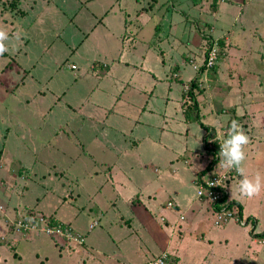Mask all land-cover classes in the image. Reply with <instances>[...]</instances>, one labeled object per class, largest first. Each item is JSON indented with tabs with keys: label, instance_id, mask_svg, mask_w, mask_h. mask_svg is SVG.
<instances>
[{
	"label": "rangeland",
	"instance_id": "374dc122",
	"mask_svg": "<svg viewBox=\"0 0 264 264\" xmlns=\"http://www.w3.org/2000/svg\"><path fill=\"white\" fill-rule=\"evenodd\" d=\"M174 2L177 0H0V30H5L9 36V40L5 41L9 50L0 55V206L4 212L0 213V264H135L134 254L140 247L146 252L144 256L156 254L161 244L153 234H147L140 227L144 225L151 232L155 222L161 224L159 211L166 208L168 198L180 209L178 213L169 211L173 220L188 206H197L201 202L197 196L198 187L192 182L195 175L185 171L182 157L187 149L193 151L191 153L195 157L198 155L201 162L198 161V165L192 163L194 169L200 167V163L204 166L211 158L203 152L202 137L205 134L200 124L213 127L217 137L222 135L221 131L218 132L219 127L224 124L225 129L229 122L222 105L232 107L240 100L258 104L260 110L253 114L238 111L243 118L238 122L245 133L248 136L261 135L258 139H253V136L246 146L248 156L245 162L253 159L252 148L254 150L258 146V151L264 149V48H252L250 42L245 43L244 38L248 34L242 31L239 21L234 23V18L222 28L228 30L227 34L219 35L220 31L212 33L216 39L208 41L205 38V44L201 46L202 41L197 47L192 40L200 39L198 26L200 30L203 28L195 18L198 10L194 7H204L205 22L212 23L204 12L208 11L210 1L183 0L188 8L191 7L187 10L190 15L187 19L173 10L171 4ZM153 4L149 15L143 13L144 7L149 8ZM108 5H114L112 13L119 11V7L126 9L128 31L133 30V35L139 28V33H135L136 50L129 42L125 44L128 55L131 57L139 51V64L146 59L144 68H149L157 77L156 86L146 87L141 94L133 89L124 93L129 94L134 102L127 107V113L122 111L124 106H120L121 102L115 104L117 96L112 91L118 85L110 88L112 83L108 82L106 86V71L100 64L104 60L100 53H104V42H109L114 48L117 43L113 38L117 35L113 30H118L125 21V15L120 14L115 21L117 15L110 14L114 37L107 34L109 40H104L106 34H101L99 24L104 17L98 14ZM258 9L264 19V0L256 6L249 4L243 11L257 17L260 16ZM166 13L176 22L175 28L167 32L160 24L154 29V25L161 20L167 21ZM261 17L253 25L257 28L260 25V30ZM242 20L245 22V17ZM165 32L167 40L159 41ZM207 33L204 31L209 36ZM218 36L229 39H219ZM233 36L238 40L239 48L230 50L228 42ZM216 40L217 43L221 40L224 45L214 68L207 72L206 82L200 88L207 93L208 104L200 108L198 117L192 113L187 139L182 133L169 140L165 135L163 111L173 103V111L168 109L166 115L175 118L180 114L179 101L175 100L180 94L171 84L175 83L171 77L173 68L179 63L184 81L189 77L193 79L196 75L194 66L200 67L204 50L213 41L215 45ZM234 41L231 46H234ZM163 50L164 55L161 56ZM228 50L234 58L229 56L226 61ZM117 51L114 48L112 54ZM179 54L185 57L189 54L192 58L181 62ZM113 61L109 63L113 65L114 75L118 76V69L125 66L118 64L115 58ZM72 64L76 69L72 68ZM84 71L87 72L85 75L91 76V81L89 84L77 82V87L76 80L83 77ZM127 72L120 74L121 79L118 77L124 86L123 81H127L129 76ZM213 76L218 79L212 81ZM202 77L205 78L204 75ZM190 81L185 86L186 91ZM142 82L136 83L139 85ZM96 83L98 88L94 90ZM169 83L172 87L170 101L165 98ZM240 86L243 94L238 97L212 102L218 98L214 96H228ZM178 88L183 87L178 85ZM108 91L112 92L110 99L104 96V92ZM69 92L74 95H69ZM185 101L190 104L189 98ZM100 103L102 106L99 107ZM101 107L104 109L93 111ZM111 109L116 112H110ZM248 117L251 119L246 120ZM133 118L139 120L142 126L136 135L132 133L134 137L129 134L135 123ZM148 119L153 128L147 132L144 125ZM134 140H137V148L132 145ZM262 165L258 171L264 172V163ZM180 166L185 171L183 174L180 171L176 175L171 173V169ZM187 168L191 169L190 166ZM238 185L239 182L229 186L230 198L243 205L244 219L251 215L257 219L253 233L263 232L264 191L248 200L240 197ZM133 204L135 207L132 209ZM143 208L150 213V221L146 219ZM35 210L48 216L55 210L53 215L61 221L70 222L72 228L85 235V241L74 244L71 239L65 241L58 235L60 245H68L62 248L49 239L51 231L37 236V232L31 229L23 236L26 231L20 230L19 220ZM204 213V218L199 221L209 228L210 235L206 234V241L199 243L201 248L196 250L192 246L195 257L191 259L196 260V264L210 250L214 255L213 264H264V244L259 245V252L254 254L253 246L257 245L252 243V220L247 227H240L232 219L223 228V225L214 226L216 216L210 209H205ZM122 216L130 220L131 229L128 230L125 220H120ZM40 219L41 216L37 221L40 222ZM161 230L170 235L171 241L178 242L175 233L164 227ZM20 236L27 238L14 246ZM136 259L139 261L141 255ZM182 262L188 260L183 259Z\"/></svg>",
	"mask_w": 264,
	"mask_h": 264
},
{
	"label": "crops",
	"instance_id": "0c3cea01",
	"mask_svg": "<svg viewBox=\"0 0 264 264\" xmlns=\"http://www.w3.org/2000/svg\"><path fill=\"white\" fill-rule=\"evenodd\" d=\"M200 1L204 2L205 0H200ZM207 1H210L209 2V5H210L211 0H207ZM258 2H260V0H227L225 2H220L219 1L215 10L204 11L210 17L212 23L205 22L207 20V17H206V15H204V13L202 11L204 7L203 8L200 7L199 9L197 7H194L195 9L198 10V13L195 16V18L198 20V23L201 25L203 30H200V26H198L200 39H193L192 42H195L197 44V47H198L200 45V42H202V41H204V43L202 42L203 44H201V46L205 44V42H206L205 38L206 37H208L207 40H211V38L216 39V38H214L212 33H216V32L220 31L221 33H218L219 35H222L223 33L227 34L228 30H225V29L223 30L222 28L224 26H226L232 20V18H234V23L239 21L242 24L241 27H243L242 31L245 32V34H248L244 38L245 39V43L250 42L252 48H264V19H262V17H261V10L258 9V13L260 14V16L257 15V17H255L250 12L246 13V12L243 11L244 8L246 9L249 6V4L250 5L253 4L254 6H256ZM227 4H229L228 7L226 6ZM111 5L110 6L108 5L104 10L100 11V13L98 14V15L104 17V20L102 22H99V24H100V27L102 28L101 29V34H104V33L106 34V37L104 38V40H106V41L109 40L107 34H109L110 37H112V38L114 37V34L117 35V37H114L113 39L117 43V45H115L114 48H117L118 51L115 53V55H113L112 54V50L114 48L109 45V42L108 43L104 42V53L103 52H100V53H101V56L104 57V60H108V61H107V63H103V61H104L103 60V61L100 62V64H102V68L104 69V71H106V74L104 75L105 78L103 77L104 81H107V85L106 86L108 87V82H110V83H112V84H110V88L112 86L118 85L116 89H121L120 91H117V92H115L116 91V89H115L112 92H113L114 95L117 96V98H115L116 99V103L115 104H117L118 102H121L120 106H122V105L124 106L122 111L124 113H127V111H126L127 107H131L134 104V102H133V99L131 98V96L129 94L126 95L124 93L127 90H129V89L130 90L133 89V90H135L137 92H140V94H141L143 92V90H145L146 87L151 88L153 85H154V87L156 86L157 77H155V75H154L155 73H153L149 68L148 69L144 68L145 61H146V59H144V57H142V60L144 59L142 64L141 65L139 64V63H141V62H138V61H141L139 51L135 52L131 57L128 55V53H129L128 51L129 50H128V48H126L125 44H126V42H129V44L133 47V49L136 50V45L137 44H135V41H136L135 33L136 32L139 33V28H137V30L134 33V35L132 33L133 30L132 31H128L129 29L127 27V21H126V16L128 15V12L124 11L126 9H121L119 7V9H120L119 11L115 10L116 12L112 13V10L114 9L113 8L114 5L113 6H111ZM174 5L176 7H174ZM209 5H208L207 8H209ZM171 6L173 7V10L175 9L176 12H178L180 15H183L186 19H187V16H190V15H188L187 10L191 9V7L188 8V6L185 4V2H183V0H177V2H174V4L172 3ZM153 8H154V4L151 7H149V8H145L144 7V9H143L144 12L143 13H147V14L151 13ZM233 9L235 10L236 13L234 12ZM110 14H112V15L116 14L117 15V19L115 21H118V19L120 17V14L122 16L125 15L124 16L125 17V21L121 23V26H120V28L118 30H113L114 26L111 25L110 22H109ZM166 14H167V17H168V13H166ZM140 15H141V13L138 11V16H140ZM243 17H245V22L242 20ZM259 17H261V19L263 20L262 29L261 30H260V25H259V28H257V25L253 26L257 22V19H259ZM173 22L174 21L172 19V16L168 17L167 21H162L161 20L156 25H154V29H157L158 25L162 24L163 30H166L168 32V31H170V29L175 28L176 22H174V24H173ZM155 26H157V27H155ZM112 30L115 31L114 34H112ZM204 31L208 32L210 35L208 36V35L204 34ZM167 32H165L163 34V36L159 39V41L160 40H167ZM128 33H130V34H128ZM126 37H127V39H126ZM131 37H133V38L131 39ZM218 38L222 39L224 37L218 36ZM224 39H229V38L226 37ZM233 39L235 40L234 41V46H231V43L233 42ZM176 40L179 41L177 38H176ZM220 41L221 40H218V42H220ZM237 41L238 40H236L234 38V36L230 37V40L228 42V49L232 50L233 47H238L239 48V42H237ZM216 42H217V40H216ZM229 44H230V47H229ZM150 47H151V45H150ZM230 50H228V54L229 55L226 56V58H227L226 61L229 59V56H230V58L232 56V59L234 58L233 55H231ZM75 55H78V54H75ZM126 55L129 56V57H125ZM160 55L161 56L164 55V50L160 52ZM187 55L188 56L185 57L183 54H179V59H180L179 61L182 62L185 58L187 60H191L192 56H190L189 54H187ZM113 58L116 59L117 63L119 62L118 64L122 63L125 66V67H122V69H118V72H119L118 76L114 75V73L112 71L113 65H111V63H109L110 61H113ZM126 59H128V60L126 61ZM226 61H224V62H226ZM161 62L164 63V61H162V60H161ZM261 64H262V61H261ZM72 66H75V65L72 64ZM180 66L181 65H179V63H178V65L173 68V71H172V74H171L172 79H174V81H175V83L172 82L171 84L173 85V88L177 89L178 93L180 94L179 97H177V99H175V100L179 101L180 114L178 116H176L175 118L166 115V112H167L168 109L173 111V103H170L172 105L170 107H168L167 110L163 111L165 113V115H163L164 116L163 117V122L166 123L164 125L165 135L169 138V140H171V139L173 140L174 139L173 136L180 135L182 133L185 134V137L187 139L189 134H190V129H191V126H190L191 125L190 124L191 121L190 120L192 119V117H191L192 113L190 114V113L187 112V114H186L185 106H187L188 104L185 103L184 99H182V97H183L182 94L185 91V86L188 85L189 81L192 78L191 77L186 78V80L184 81L185 78H183L181 76V73H180ZM75 69H76V66H75ZM130 70L132 71L131 73L129 72ZM124 71H128L126 74H129V76L126 78L127 81H123V83H125L126 86H124V84H121V81H120V79H121L120 78V74L123 73ZM85 73H87V72L84 71V75H83L82 78H77L78 80H76V83L77 82L79 83L81 81L86 82L88 84L90 83V81H91L90 77L91 76L85 75ZM130 77H131V79H130ZM95 79L97 80V78H95ZM217 79H216V77L213 76L212 81H216ZM136 80L137 81H143L142 82L143 84H139L138 85L136 83L137 82ZM165 80H167V78L164 79V81ZM255 81H256V78H255ZM47 83H50V82H47ZM78 83H77V87H78ZM148 83H149V86H148ZM168 85H169V88H168L169 90L166 93L165 98H168V100L170 101V97L169 96L172 95L171 94L172 93V87L170 86V83ZM178 85L182 86L183 88L179 89ZM242 86H244V84ZM97 88H98V83H96V87H94V90H96ZM99 88H101V87H99ZM124 88L125 89L127 88V89L125 90ZM78 89L80 90V88H78ZM241 90H242L241 86L238 87V89L237 88L234 89L232 91V93L228 94V96L226 95L227 98H226L225 95L214 96V98L215 97H218V98H215L212 102H214V103L217 102V101H222L223 102V101H225L228 98H232L233 99L234 97H238L240 94H243V91H241ZM112 92H110V91L104 92V96L107 97L108 99H110L111 96H112L111 95ZM70 94H73V92H69V95ZM247 94L248 95L249 94L252 95L251 93H247ZM76 95L79 97L78 94H76ZM206 97H207V93L205 91H203L201 94L197 95L196 101L198 103V105H197L198 113L200 112V108L204 107L206 105V103H207L206 102ZM121 98L123 100H121ZM86 101L89 102L87 99H86ZM147 103H148V101H147ZM165 105L167 106L166 103H165ZM98 106L99 107L102 106L101 103ZM212 106L213 105L211 103V107ZM257 106H258V104L257 103L253 104L252 101L245 103L244 101H241V100L237 104L234 103V105H232V107L225 108L222 105V107L224 109L236 108L237 114H238V111H243L245 113L247 111V112H250L249 114H252L253 112H256V111L260 110V109H258ZM51 109H49V111H51ZM102 109H104V107L95 108V110H93V111L94 112H99ZM113 111L116 112L115 109H111L110 110V112H113ZM196 113L197 112L194 111L193 115L195 116ZM108 115H110V113H108ZM139 118H140V116H139ZM168 119L170 120V122H168L169 121ZM133 120H135V123H134V125H132L131 131L129 132V134H131L132 137H134V135H136L137 130L140 129V127H142L140 125L139 120L134 119V118L132 119V121ZM147 122L148 123H146L144 126H145V129L148 132V130L153 128V127L151 126V124H152L151 120L148 119ZM205 126H207V125H205ZM208 127H211V126H208ZM254 127L257 128V126H254ZM223 128H224V124L221 125V127H219L218 132L222 131ZM261 129H263V127ZM15 134L18 135V133H15ZM162 134H163V130L160 132V135H162ZM204 134H206L205 130H204ZM127 135L128 134L126 133V136ZM147 136L151 137L150 134H148ZM204 136L202 137L203 145H204V142H203ZM253 136H254V138L252 136H250V142H251V137L253 139H258V138H260L261 135L254 134ZM262 139H264V137ZM136 142H137V140H134L132 145L137 148ZM186 142H188V141L186 140ZM129 145H131V144H129ZM191 152H193V151H188V149H187V151L184 152L183 155H185V156L182 157V163L184 165L185 171H190L189 172L190 175H195L194 176V179H195L196 174L199 173V171L202 168L206 167V165L209 162V160L207 159V162H206V164L204 166H202V163H200V167H197L196 169H194L193 166H192V163L195 162L196 165H198V161L199 162H201V161H200V158L198 157V155H197V157H195L196 155H193V153H191ZM250 152H251V156H253V159L249 163L245 162V167H246L247 173L249 174L250 177L254 176L257 172H259L262 175H264V172L258 171V170H260L263 167L262 163H264V149H261L260 151H258V146H256L255 149L253 150V148H252L250 150ZM3 153H4V149H3ZM203 154H202V156H203ZM257 154H260L261 156H257ZM247 156H248V154H247ZM261 158H262V161L260 162ZM107 166H109V165H107ZM189 166H190V168L192 170L187 168ZM155 171H157V169H155ZM179 171H180V174H183L185 172L182 169L181 166L179 168L171 169V173L174 174V175H176L177 172H179ZM194 179H193V181H194ZM235 180H236V182H234ZM237 182H239V181L235 178L233 180L231 179L228 184L231 186L232 184H235ZM229 191L230 190H229V186H228V196H229L228 199H229V201L233 202L234 200L230 198V192ZM235 200L237 201V199H235ZM263 201H264V199H263ZM165 202H167V203L171 202L172 204H174V202L171 200V198H168ZM237 202H239V201H237ZM203 206L205 207L206 211H207V209H210L209 205L207 203L200 202L197 206L196 205L188 206L186 208V210L183 211V213H181L178 216L174 217L175 220H173V218L169 215L171 213L169 211H172V210L168 209L167 207L164 208V210L162 209V211L160 209L159 215H158V216H160L159 218L168 219L170 221V225H172L174 227V230H177V227H178V231H179V234L177 235L178 238H179L178 242L171 241L170 236H167V234H165L161 230V228H159L160 224H157L156 222L151 227V232L144 225H141L142 227H140V229L141 228L144 229L147 232V234H150V233L153 234L156 237L155 240L158 241V243L161 244V245H160V249L158 250V252H156V254L150 253L148 256H144L146 252H143L142 248L140 247V249H138L135 252V254H134L135 255V264H139V263H141V261L143 259H145L144 261H142V263H143L146 260H148V258L150 259L151 256L157 255L163 250L166 251V252L171 253L174 256V260L176 259L174 261V264H196V260L194 261V260L191 259L192 257H195L194 256V251L192 249V246H194L196 250H197L198 247L201 248L202 246H200L199 243L205 242L206 241L205 240V238H206L205 236L210 235L209 228H207L204 223L199 221V219L204 218V215H205V213H204L205 209H203L204 208ZM241 206H242V209L244 211V207H243L242 204H241ZM131 207L134 208L135 205L133 204V205H131ZM173 208L172 209L174 210L175 213L180 212V209L177 208L175 206V204L173 205ZM243 211H241V216L238 215V217L240 219H242L243 222H245L246 224L244 226H241V225H239L237 223L236 219H234L233 223L234 224H238L240 227H247L249 225L250 220H252L254 222V229H253V226L251 225L252 226L251 230L253 229L255 231L256 227H257V224H258L257 219L254 216H252V215L248 216L247 218L244 219ZM143 213H144L146 219L150 221L151 220L150 213H147L146 211H144V208H143ZM49 214H51V212H49ZM180 217H183V218L181 219ZM227 223H225L221 227L224 228L226 225H228ZM158 225H159V227H158ZM251 230H250V232H251ZM262 233H264V231L263 232L258 231V232L253 233L254 235H252V239H253L252 243H253V245H257V246H253V248L255 249L254 254H256L257 251L259 252L260 248L258 246L261 245V244H264L262 242V241H264V238H263L264 235L262 237H258L257 236V234H262ZM190 240H193V242H190ZM111 241H115V243H117L116 240H114V239H111ZM175 243H176V245L173 246ZM118 246H119V244H117V247ZM208 246H211V244L210 245L208 244ZM208 253L209 254L199 258L198 261H197V264H213L214 255H212L213 253H212L211 250ZM125 255H127V254H125ZM140 255H141V259H139V261H138L136 258L138 256H140ZM207 257L209 259H207ZM183 259L188 260V262H182ZM126 260H127V258H126ZM128 263H129V261H128ZM129 264H132V263H129Z\"/></svg>",
	"mask_w": 264,
	"mask_h": 264
},
{
	"label": "trees",
	"instance_id": "16d2710c",
	"mask_svg": "<svg viewBox=\"0 0 264 264\" xmlns=\"http://www.w3.org/2000/svg\"><path fill=\"white\" fill-rule=\"evenodd\" d=\"M225 2V1H227V0H211V3H210V5H209V8H208V10L209 11H212V10H215L216 9V6L218 5V2ZM206 39H208V37H206ZM208 41H210V40H208ZM211 46L208 48V49H206V50H204L205 52L203 53V60H202V63H201V65H200V67H199V69L201 70V71H204L205 70V68H204V65H205V63H206V57H207V53H208V51L210 50V48H212V46L214 45V41L210 44ZM215 47L217 48V52L219 53L220 52V50H221V48L223 47V42L222 41H220V42H215ZM218 60V59H217ZM216 64V63H215ZM101 66H102V64H101ZM215 66V65H214ZM214 66H212L210 69H209V71L212 69V68H214ZM203 92V90L202 89H200V88H198L197 87V85L196 84H194V83H192V82H190V86H189V89L186 91H184L183 92V94H182V99H184L185 100V98H189V101H190V104H188V101H185V103H187L188 105L187 106H185V112H186V114H187V112L188 113H193L194 111H196L197 113H196V117L198 116V107H197V105H198V103H197V101H196V97H197V95H199V94H201ZM194 110V111H193ZM224 111H225V113H227V115L229 116V122H228V124L225 126V129L223 128V130L222 131H225V130H228L229 129V127H230V125H231V122L233 121V120H236V121H240V120H243V118L241 117V116H239L238 114H237V110H236V108H232V109H224ZM253 114V113H252ZM249 119H251L250 117H248L246 120H249ZM247 125V124H246ZM201 126H202V128L205 130V132H206V134H205V136H204V138H203V142H204V150L205 151H203L204 153H206L208 156H211V158H209V162L210 161H213L210 165L207 163V165H206V167L205 168H202L200 171H199V173H207L208 171H210L211 170V168H212V166H214L215 165V162H217V160L219 159V152H220V150H219V144H218V141H217V135H216V130L213 128V127H208V126H205V125H203V124H201ZM250 136H252L253 137V135L251 134V135H249V137ZM226 137H227V135H226ZM252 137H251V140H252ZM1 156H2V152H1V154H0ZM218 155V159L216 158V156ZM199 173H197L196 174V177H197V175L199 174ZM229 176H230V178H229V180L227 181V183L225 184V187L227 188V190H228V186H230L228 183H229V181L232 179H237L238 181H240V179H241V177L238 175V176H236V175H234L232 172L231 173H229ZM227 197H229L228 195L227 196H224L223 195V201H220V203L221 204H219V205H217V206H215L216 207V210H219V208H220V206L221 205H223L224 203H225V200H227ZM229 210L230 209H232L233 210V208H236V210L238 211V215L239 216H241V211H242V206H241V204L239 203V202H237L236 200H234L233 202H231V201H229ZM167 205V204H166ZM132 208V207H131ZM210 208V210L212 211V209H211V207H209ZM163 209V208H162ZM132 210V209H131ZM170 210H172V209H170ZM172 211H174V210H172ZM54 212H55V210L54 211H52V213H51V215H45L44 214V212H42V211H40V210H35V211H29L28 212V214H27V216L25 215V216H21V218H20V220H22L23 222H31V224H38V226L40 227L41 225H43V228L44 229H47V230H51V231H56L57 229H61V230H66L67 229V232H70L72 235L73 234H77L78 232L74 229V228H72V226L69 224L70 222H65V221H61V220H59L58 218H56L53 214H54ZM213 212V211H212ZM214 213V212H213ZM215 214V213H214ZM216 215V214H215ZM39 216H41L43 219H45V223H43V224H39L38 223V221H37V219H38V217ZM180 218H183V217H180ZM18 220V218H16V221ZM120 220L122 221H124L125 220V224L128 226V230L129 229H131L132 227H131V224L129 223V221L130 220H126V219H124V217L122 216L121 218H120ZM160 220H161V224H160V226H161V228L162 227H164V228H166V229H168L171 233H175L176 235H178L179 234V231H178V227H177V230H174V227L172 226V225H170V221L168 220V219H163V218H160ZM231 220H232V218H231ZM95 221H97V220H95ZM230 221V220H229ZM228 221V222H229ZM97 223H98V221H97ZM251 225H253L254 226V224H253V222H252V224ZM120 228H122V227H120ZM253 229H254V227H253ZM251 230V235H254L253 234V231L254 230ZM20 230H22L23 232H24V230H23V228H20ZM35 232H37V234H35V235H37V236H39L40 234H41V232H45V231H35ZM25 233H29L28 231L27 232H24V233H22L23 234V236L25 235ZM46 233V232H45ZM79 234V233H78ZM174 234V235H175ZM47 236H48V234H46ZM168 236H170L169 234H167ZM264 235V233H262V234H257V236L258 237H262ZM23 236H20L19 237V239L15 242V244H14V246H17V243H20V241L22 240V239H26L27 237H23ZM26 236V235H25ZM41 236H43V235H41ZM80 236L82 237V239H83V241L82 242H84L85 241V235L84 234H80ZM60 238H62V240L64 239L65 241H66V237H60ZM263 238H264V236H263ZM49 239H51V241H53V243H54V245H58L57 247H62V248H66L67 246L66 245H64V246H61L60 245V242H58L59 240V238H58V236H57V234L55 233V234H50V236H49ZM68 241V240H67ZM81 242V243H82ZM3 243V242H2ZM67 243V242H66ZM76 242H74V244H75ZM84 245V244H83ZM16 248V247H15ZM162 254H165L166 255V258H165V263L166 264H174V261L176 260H174V256L171 254V253H169V252H166V251H161L159 254H157V255H153V256H151L150 257V259L148 258V260H146L145 262H147V261H149V260H153V259H155V258H157V257H160ZM144 263V262H143ZM142 263V264H143Z\"/></svg>",
	"mask_w": 264,
	"mask_h": 264
},
{
	"label": "built area",
	"instance_id": "2783aa9c",
	"mask_svg": "<svg viewBox=\"0 0 264 264\" xmlns=\"http://www.w3.org/2000/svg\"><path fill=\"white\" fill-rule=\"evenodd\" d=\"M217 58H218L217 48L215 47V45H213L212 48H210V50L207 53L206 63L204 65L205 70L201 71L199 68H197V66H194V70H197L198 72V78L193 79L192 83L196 84L198 88H202L203 86L202 83L206 82L207 71L215 64V61L217 60ZM72 68H75V67L72 66ZM203 75L205 76V78L201 77ZM227 131L228 130L221 131L222 135H218L217 137V141L219 144V150H220V140L227 138L226 137ZM216 158L218 159V155L216 156ZM219 160H220V157L217 160V162H215V165L212 166L210 171H208L207 173H199L197 177H195L193 184H195L198 187V191H197L198 199L202 203H207L209 207H211L212 211L216 214L214 226L224 225L229 220H231V218L236 219L239 225L244 226L246 223L243 222V220L238 217V214H237L238 211L236 210V208H233V210L232 209L229 210L228 206L230 203H229L228 197H227V200H225V203L220 206L219 210H216L215 206L221 204L220 201H223V195H226V196L228 195V190L225 187V184L230 178L229 173L232 172L234 175L238 176V174L234 170H225V169L217 168L219 164ZM212 162L213 161H210L209 163L211 164ZM219 176L223 177L224 179L222 183L217 184L216 181L219 180L220 178ZM166 207L168 209H172L173 204L171 202H168ZM0 213L4 214L1 206H0ZM0 220H1V216H0ZM38 223L43 224L45 223V220H43L42 218L40 219V222ZM19 224H20V228H23V230L26 232L31 231V229L35 231L36 230L45 231V232L51 231V230L44 229L43 225L39 227L38 224H31L30 221L25 223L22 220H19ZM55 233L57 234V236L59 235V237H66L68 240L71 239L73 242L81 243L83 241L80 234L77 233V234L72 235L70 232H67V229L66 230L57 229L55 232L51 231L50 234H55ZM262 242L264 243V241ZM165 258H166V255L162 254L160 257L144 262L143 264H166Z\"/></svg>",
	"mask_w": 264,
	"mask_h": 264
},
{
	"label": "clouds",
	"instance_id": "9594fccd",
	"mask_svg": "<svg viewBox=\"0 0 264 264\" xmlns=\"http://www.w3.org/2000/svg\"><path fill=\"white\" fill-rule=\"evenodd\" d=\"M8 40V33L5 30H0V55H3L4 52L9 50L5 43V41ZM194 71L196 75L193 79H196L198 78V72L197 70ZM207 75L208 73L206 74V78ZM193 79L190 82H192ZM249 143L250 137L245 133L239 122L233 120L227 131V138L220 140V160L217 168L234 170L241 177L238 185L240 197L252 200L264 191V175L257 172L254 176L250 177L246 171L245 161L247 159V154L245 148ZM223 179V177H220L216 183H222Z\"/></svg>",
	"mask_w": 264,
	"mask_h": 264
}]
</instances>
